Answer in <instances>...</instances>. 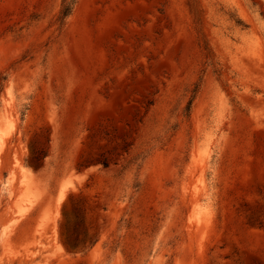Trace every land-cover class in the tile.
I'll return each instance as SVG.
<instances>
[{
    "label": "rangeland",
    "instance_id": "obj_1",
    "mask_svg": "<svg viewBox=\"0 0 264 264\" xmlns=\"http://www.w3.org/2000/svg\"><path fill=\"white\" fill-rule=\"evenodd\" d=\"M0 264H264V0H0Z\"/></svg>",
    "mask_w": 264,
    "mask_h": 264
},
{
    "label": "trees",
    "instance_id": "obj_2",
    "mask_svg": "<svg viewBox=\"0 0 264 264\" xmlns=\"http://www.w3.org/2000/svg\"><path fill=\"white\" fill-rule=\"evenodd\" d=\"M71 9H72V3L65 1L64 3V7H63V11L61 12V16L59 18V20L62 22L66 17H68L71 13Z\"/></svg>",
    "mask_w": 264,
    "mask_h": 264
}]
</instances>
